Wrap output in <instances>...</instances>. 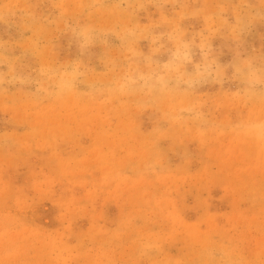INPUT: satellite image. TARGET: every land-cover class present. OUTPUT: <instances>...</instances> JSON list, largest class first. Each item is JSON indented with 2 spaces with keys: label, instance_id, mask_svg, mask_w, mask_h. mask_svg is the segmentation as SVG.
Here are the masks:
<instances>
[{
  "label": "rangeland",
  "instance_id": "obj_1",
  "mask_svg": "<svg viewBox=\"0 0 264 264\" xmlns=\"http://www.w3.org/2000/svg\"><path fill=\"white\" fill-rule=\"evenodd\" d=\"M159 2L0 0V264H264V136L253 131L264 90L241 98L235 71L254 62L264 74V17L250 11L264 0ZM82 26L115 34L82 50ZM126 28L149 30L134 48L159 60L169 32L209 34L231 65L224 83L151 103L93 99L89 83L126 67ZM78 63L80 86L55 95L44 73ZM193 105L208 127L172 118Z\"/></svg>",
  "mask_w": 264,
  "mask_h": 264
},
{
  "label": "clouds",
  "instance_id": "obj_2",
  "mask_svg": "<svg viewBox=\"0 0 264 264\" xmlns=\"http://www.w3.org/2000/svg\"><path fill=\"white\" fill-rule=\"evenodd\" d=\"M174 3L182 5L184 0H173ZM168 0H160L159 7L163 8ZM255 16L264 17V11L258 9L250 10ZM225 10L221 8L215 15L221 19L222 25L227 26V19L224 18ZM198 12H183L180 19H187L196 16ZM249 12H242L238 23L233 31L243 34L249 27ZM81 41V49H85L97 40H104L114 35L111 30L97 31L91 27H79L74 30ZM142 31L137 28H126L120 34L122 45L126 48L128 61L126 67L119 69V75L114 81H98L87 85L89 95L93 99L105 98L108 96L136 97L140 103H151L163 96L174 97L177 94H194L198 88L209 82L224 83V73L229 66H222L218 62L217 49L211 43L209 34L200 33L199 40L196 37L186 39V34L179 28L167 34L170 42L175 46L168 52L166 60H159L155 55L145 57L134 48L138 33ZM159 35L155 42L164 39ZM199 56V61L196 57ZM235 71L242 77L243 88L238 93L241 98L252 99L260 97L264 90V74H261L254 67V62L248 65H238ZM71 73V76H60V73ZM49 81L51 90L59 96L67 91L77 89L85 76L84 67L81 63L75 66L69 64L44 73ZM45 91L48 88L40 86ZM176 122L190 120L199 122L202 128L208 127L201 105H193L180 109L172 117ZM240 127H243L242 125ZM256 135L264 136V125L257 124L253 129Z\"/></svg>",
  "mask_w": 264,
  "mask_h": 264
}]
</instances>
